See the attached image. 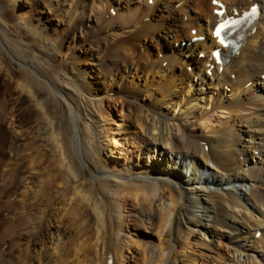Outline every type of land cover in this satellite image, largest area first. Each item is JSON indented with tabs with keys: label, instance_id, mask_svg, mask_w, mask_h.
<instances>
[{
	"label": "bare ground",
	"instance_id": "bare-ground-1",
	"mask_svg": "<svg viewBox=\"0 0 264 264\" xmlns=\"http://www.w3.org/2000/svg\"><path fill=\"white\" fill-rule=\"evenodd\" d=\"M255 4L0 0V264H264Z\"/></svg>",
	"mask_w": 264,
	"mask_h": 264
},
{
	"label": "snow or ice",
	"instance_id": "snow-or-ice-1",
	"mask_svg": "<svg viewBox=\"0 0 264 264\" xmlns=\"http://www.w3.org/2000/svg\"><path fill=\"white\" fill-rule=\"evenodd\" d=\"M216 2H217V0H213V3H216ZM255 12H256V9L253 8L252 12L250 14H255ZM218 14L223 16V12H220ZM229 23L235 24V23H238V21L233 20V21H225V22L221 23L219 25L218 29H217V33L216 34L220 35L221 30H223L224 28L228 27Z\"/></svg>",
	"mask_w": 264,
	"mask_h": 264
},
{
	"label": "rangeland",
	"instance_id": "rangeland-1",
	"mask_svg": "<svg viewBox=\"0 0 264 264\" xmlns=\"http://www.w3.org/2000/svg\"><path fill=\"white\" fill-rule=\"evenodd\" d=\"M46 9H47V8H46ZM48 14H49V15H52V16H53V14H54V15L57 16V14H56L55 12H53V11H52L51 13L48 12ZM57 17H58V16H57Z\"/></svg>",
	"mask_w": 264,
	"mask_h": 264
}]
</instances>
